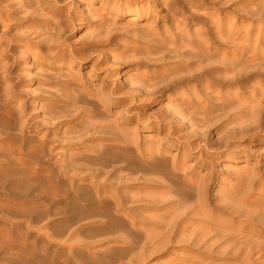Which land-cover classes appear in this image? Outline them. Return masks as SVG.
Here are the masks:
<instances>
[{"label":"rangeland","instance_id":"374dc122","mask_svg":"<svg viewBox=\"0 0 264 264\" xmlns=\"http://www.w3.org/2000/svg\"><path fill=\"white\" fill-rule=\"evenodd\" d=\"M170 1L0 0L3 94L16 95L25 137L52 139L24 146L37 162L0 150V264H21L15 255L26 250L30 264H264V0L221 9L179 0V29L164 10ZM210 14L225 18L227 31L208 83L191 79L196 67L175 51ZM69 72L79 79L72 94L89 102L73 108L76 117L54 116ZM177 107L183 120L169 115ZM129 108L148 125L128 121ZM93 123H108L129 144L108 134L92 140ZM233 131L229 154L200 156ZM85 132L82 144H61ZM108 146L129 158H93Z\"/></svg>","mask_w":264,"mask_h":264},{"label":"bare ground","instance_id":"6f19581e","mask_svg":"<svg viewBox=\"0 0 264 264\" xmlns=\"http://www.w3.org/2000/svg\"><path fill=\"white\" fill-rule=\"evenodd\" d=\"M166 1V0H165ZM183 1H186V0H183ZM232 1H237V4L241 3L243 0H213V7L215 9H221L222 7H224L226 4L228 3H231ZM186 3L188 4V0L186 1ZM189 5V4H188ZM229 9V8H227ZM164 10L166 12H170V14H173L175 15V18L173 20V24H175V26L177 27V29H179V27L185 23V18H179V15H182L184 14L183 13V9H181V7L179 6V0H171L170 3L168 2H165V5H164ZM179 14V15H178ZM139 16V15H138ZM208 16V19H199L197 20V23H198V27H200V29H195L194 30V36L195 38H191V36L185 32H183L182 34H186L184 35V37L186 39H184V37L181 38V44H180V53L178 51H175L176 54L178 55V58L180 57V59H182L181 61L184 62L183 64L185 66L188 67V69H194L196 67V71L198 73L192 75L191 79H194V78H199V77H204L208 83L210 82H213L212 80V77H213V73L216 71V67L214 65V61L215 59L219 58L218 54H219V51H218V47L217 46L219 43L217 42L219 40V37H222L221 34L226 32L227 28L225 27L224 29V22H223V19L225 18H219V17H215L214 14H210V15H207ZM137 17V15H136ZM0 20H2V18H0ZM133 21H137V18H135V20ZM3 23V22H2ZM7 25V24H6ZM176 30V29H175ZM176 32V31H175ZM175 34H178V33H175ZM174 35V34H173ZM180 35V34H179ZM214 35V37H213ZM176 36V35H175ZM186 36H189V38H187ZM178 37V36H176ZM180 39V37H179ZM215 39V40H214ZM10 45V44H9ZM8 46V45H7ZM66 52V51H65ZM179 53V54H178ZM90 56V55H89ZM253 60V59H252ZM1 62V61H0ZM224 62V61H223ZM3 65V64H2ZM103 65V64H102ZM226 65V64H225ZM224 65V66H225ZM221 70V69H219ZM70 73V72H69ZM67 76V75H66ZM45 77V75H44ZM48 77V76H47ZM2 78V77H1ZM66 78H71L72 81H62V85L64 86L65 88V92L64 94H61L60 95V98L59 100L57 101L59 103V105H54V107H52L53 109H51L52 113L55 115H60L61 117H66V116H70L72 114H76L75 110H73V108H76L77 105H79L80 103L84 102V101H88V99H86L84 96H86L84 94V96L82 95H77L79 97H76L72 94V86H74L75 88L78 89L79 87V84L77 83L79 81L78 78H73L72 77V73L69 74V76H67ZM203 78V79H204ZM52 79V78H51ZM62 79V78H61ZM64 79V78H63ZM1 80V79H0ZM186 80V79H185ZM60 81V80H59ZM191 81V80H190ZM1 83L2 81H0V150L1 148L3 147H8L10 146L11 148L14 147V149L12 150V152L9 154H4L6 153V150L9 151V149L11 148H5V151L4 149L2 148V150L4 151V153L2 151H0V153H3L4 154V158L6 157L7 159H11L13 160V158H15L16 160H19L20 162L24 161V162H30L32 163V161H36L37 159L40 158V155L39 154H35L33 153L32 151H27L24 149V146H31L32 144H38L39 145L41 143H46L50 140L47 141V139L43 138L42 140L41 139H38L36 137H25V134L20 131V129L23 127H20V129L17 127V123H16V118H15V111L14 109L16 107H13V104L15 103V96H12V95H4L3 93L5 92V90L3 89V87H1ZM207 83V84H208ZM84 84V83H83ZM22 85V83L20 84V86ZM220 85V84H219ZM10 88V87H9ZM114 88V87H113ZM113 88H108L107 91L110 92L111 89ZM102 89V88H101ZM106 89V88H105ZM105 89H102V92L105 91ZM210 89V86L206 87L204 89V92L206 93L207 95V91ZM17 90V89H16ZM80 90V89H79ZM100 90V89H99ZM95 91V92H91L88 94V96L91 98V99H98L103 93H101V91ZM116 90V89H115ZM7 91V90H6ZM113 91V90H111ZM119 92V90H117ZM7 93V92H6ZM11 93H13V91H11ZM111 93V92H110ZM197 93V92H196ZM199 93V92H198ZM10 94V93H9ZM108 93H106L107 95ZM113 94V93H112ZM105 95V96H106ZM110 95V94H109ZM194 95V93H193ZM196 95V94H195ZM104 96V97H105ZM57 97V96H56ZM195 97V96H194ZM190 98V97H189ZM100 99V98H99ZM57 100V99H56ZM102 100V99H101ZM100 100V101H101ZM189 100V99H188ZM94 102V101H93ZM98 102V101H97ZM125 103V101H123ZM92 103V102H91ZM90 104V103H89ZM88 104V105H89ZM87 105V104H86ZM92 105V104H91ZM107 105V104H106ZM180 105V104H179ZM178 106V104H177ZM21 107V106H20ZM81 107V106H80ZM106 107V106H105ZM179 107V106H178ZM177 107V109H178ZM23 108L25 109V107H22V110ZM78 109V108H76ZM107 109H109L107 107ZM181 109V107H180ZM180 109H178L177 111H175V113H170V117L174 116L175 118L177 114L180 113ZM21 110V109H20ZM99 110V109H98ZM134 109L133 108H129L127 113L130 114V118L128 121H137V123L139 124H142V125H148L143 119H140L138 117V119L136 118L135 115H132L131 112L133 111ZM176 110V108L174 109ZM26 111V110H25ZM78 111V110H77ZM82 111V110H81ZM101 111V110H100ZM21 112V111H20ZM80 111H78L79 113ZM98 112V111H97ZM126 112V111H125ZM171 112V111H170ZM51 113V112H50ZM100 113V112H98ZM102 113V112H101ZM24 114V113H23ZM80 114V113H79ZM97 114V113H96ZM181 114H182V111H181ZM25 115V114H24ZM77 115V114H76ZM75 115V117H76ZM180 115V114H179ZM178 115V116H179ZM100 116V115H99ZM168 116V115H167ZM166 116V117H167ZM184 116V115H183ZM183 116L180 115V117L182 118ZM20 119H21V116H19ZM179 117V118H180ZM74 118V116H73ZM177 118V119H179ZM25 119V118H23ZM166 120V118H164ZM168 119V118H167ZM174 119V118H173ZM184 118H182L183 120ZM157 122V121H156ZM182 122V121H180ZM105 123V122H104ZM126 123V122H125ZM161 123H164V120L161 122ZM28 124V123H27ZM117 125L119 123H116ZM166 124V123H164ZM252 124L256 125L257 122L254 121ZM104 125V124H103ZM116 125V129H119L117 128L118 126ZM40 125H38L39 127ZM107 127L105 126H102L101 124H91L90 125V128L89 129H93V132L92 134H96L97 136H93L94 138L92 140H101V141H104V136L105 135H110L111 138L115 139L116 142H128L129 144V137L128 139L126 140V138H124L123 136L125 134L122 133V137L121 135H119V130H117L118 132H115L113 130V127L108 125H106ZM124 126V125H123ZM146 128H149L148 126H145ZM91 129V130H92ZM165 129V128H164ZM77 131V130H76ZM121 131V130H120ZM75 132V131H74ZM73 132V133H74ZM123 132V131H122ZM76 133V132H75ZM86 133V132H85ZM135 133V132H134ZM240 133L243 134L242 131L238 132V134ZM91 134V133H90ZM136 134V133H135ZM69 135V134H68ZM78 135V134H77ZM87 133L83 136H78V137H70V136H66L64 137L63 139V142L61 144L64 143V141H67L66 143H68L67 145H71V146H75L77 144H82L83 141H85L86 137H87ZM104 135V136H102ZM125 136V137H126ZM243 136V135H242ZM235 138H236V135H235V131H233L232 133H228L226 135L225 138L222 139V142L219 143L218 145H216V148H214V152H208L206 148H200L201 152H200V156L203 157V156H206L207 158H210V157H214L216 153L220 152L221 150H225L227 151V153L229 154V152H231L230 150L232 149V147H234V141H235ZM60 139H58L57 141H59ZM89 140V139H88ZM110 140V139H109ZM114 140V141H115ZM171 140V139H170ZM132 141V140H131ZM61 142V141H60ZM56 143V141H55ZM132 143V142H131ZM218 143V142H217ZM65 144V143H64ZM120 144V143H119ZM122 144V143H121ZM133 144V143H132ZM216 144V143H215ZM208 145V144H207ZM214 145V144H213ZM44 146V144H43ZM109 147V146H108ZM213 147V146H212ZM26 148V147H25ZM36 148V147H35ZM110 149L108 151H102L101 152H97L96 155L93 156V158H95L97 161L98 160H101L104 161L105 159L108 160V158H119L120 159H128L129 156L126 155H123V153H119L116 149V151L114 150L116 147H109ZM120 148V147H119ZM124 148V147H123ZM211 148V147H210ZM122 149V148H120ZM120 149H118L120 151ZM230 149V150H229ZM209 150V149H208ZM138 151V150H137ZM213 151V150H212ZM125 154V152H124ZM129 155V154H128ZM62 156V155H61ZM73 156V155H72ZM86 157V155H83V157ZM127 156V157H126ZM3 157V156H2ZM44 156H42L43 158ZM54 157V156H53ZM63 157H68V154H64ZM62 157V158H63ZM80 157V156H79ZM84 157V158H85ZM137 157V156H136ZM57 158V157H56ZM70 158V157H69ZM89 158V157H88ZM66 159V158H65ZM131 159V158H130ZM92 160V159H90ZM107 160H105L107 162ZM118 160V161H119ZM109 161V160H108ZM125 161V160H123ZM159 161V160H158ZM37 162V161H36ZM126 162V161H125ZM26 164V163H24ZM28 164V163H27ZM135 164V163H134ZM25 168V167H24ZM27 168V167H26ZM36 168V167H35ZM33 168V169H35ZM29 169V168H28ZM26 169V171L30 172V170ZM32 173V172H31ZM33 173H36L34 172L33 170ZM39 173V172H38ZM9 173H7V176H8ZM24 174V173H23ZM40 174V173H39ZM11 175V174H9ZM14 175V173H13ZM15 175H16V172H15ZM25 175V174H24ZM23 175V176H24ZM33 175V174H32ZM36 175V174H35ZM17 176V175H16ZM18 176H19V172H18ZM22 176V175H21ZM29 176V175H28ZM34 176V175H33ZM37 177V176H36ZM29 178V177H28ZM32 179V178H31ZM10 180V179H9ZM2 181V180H1ZM2 183V182H1ZM36 184V183H35ZM190 186H193L192 184ZM197 190L200 192V191H204V188H203V185H197ZM28 187V186H27ZM59 187V186H58ZM80 187V186H79ZM17 188V187H16ZM29 188V187H28ZM23 191L25 189V191L27 192L26 188H22ZM196 190V191H197ZM197 191V192H198ZM29 192V191H28ZM47 192V191H46ZM25 194V192H24ZM27 195V194H26ZM29 195V194H28ZM227 202V201H226ZM73 203V202H71ZM82 202H79L76 200V203L73 204V208L75 210H77L78 208H81ZM68 205V204H67ZM98 205V204H97ZM35 207V206H34ZM33 208V207H32ZM31 208V209H32ZM230 208V207H229ZM239 209V208H237ZM33 210V209H32ZM79 210V209H78ZM31 211V210H30ZM36 211V210H35ZM243 211V210H242ZM247 211V210H246ZM245 211V212H246ZM28 212V211H27ZM33 212V211H32ZM38 212V211H37ZM40 212V211H39ZM238 212H240V210H238ZM31 213V212H30ZM36 213V212H35ZM248 215H251L249 213V210H248ZM33 214V213H32ZM37 214V213H36ZM39 214V213H38ZM254 214V213H253ZM252 214V215H253ZM255 215V214H254ZM251 217V216H250ZM44 218V217H43ZM252 218V217H251ZM253 220V219H252ZM9 239V238H8ZM25 239V237L23 238ZM26 241V240H25ZM2 242V241H0ZM4 242V241H3ZM9 242V241H8ZM21 242V241H20ZM23 242V240H22ZM4 243H7V242H4ZM10 243V242H9ZM24 243V242H23ZM14 244V243H13ZM22 244V243H21ZM20 244V245H21ZM26 244V243H25ZM3 245V244H2ZM0 246H1V243H0ZM7 246V245H6ZM10 246V245H9ZM20 247H23L24 248V245L23 246H20ZM13 248V247H12ZM31 248V246H30ZM25 249V248H24ZM5 250V249H4ZM26 250V249H25ZM32 248L30 249V252H31ZM35 251V249L33 250V252ZM2 252V251H1ZM14 254V253H13ZM19 254V253H18ZM32 254L30 253L29 254V250H26L23 252L22 255H15L17 256V259H18V262H20L21 264H30L31 262H34L32 260H34V257L31 256ZM34 255H35V252H34ZM1 257V256H0ZM11 258V257H10ZM15 258V257H14ZM38 259V258H37ZM44 260V259H43ZM45 261V260H44ZM43 261V263H44ZM35 263V262H34ZM38 263V261H37ZM18 264V263H17ZM39 264V263H38ZM41 264V263H40Z\"/></svg>","mask_w":264,"mask_h":264}]
</instances>
